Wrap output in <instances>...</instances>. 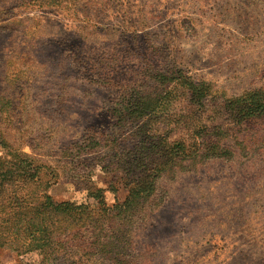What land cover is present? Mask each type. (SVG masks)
I'll use <instances>...</instances> for the list:
<instances>
[{
    "label": "rangeland",
    "instance_id": "1",
    "mask_svg": "<svg viewBox=\"0 0 264 264\" xmlns=\"http://www.w3.org/2000/svg\"><path fill=\"white\" fill-rule=\"evenodd\" d=\"M256 91L264 0H0V163L93 209L150 184L90 264H264V118L229 110Z\"/></svg>",
    "mask_w": 264,
    "mask_h": 264
},
{
    "label": "trees",
    "instance_id": "2",
    "mask_svg": "<svg viewBox=\"0 0 264 264\" xmlns=\"http://www.w3.org/2000/svg\"><path fill=\"white\" fill-rule=\"evenodd\" d=\"M229 110L237 122L264 118V92L243 97ZM11 111L4 110L0 119L10 120ZM151 114L152 110H147L141 116ZM5 140L0 130L2 149L8 146ZM73 147L68 150V158L75 156L72 152L78 147ZM84 149L96 153L89 146ZM18 154L16 162L5 158L0 163V247L21 255L38 253L37 264H90L100 255L94 248L100 243L102 251L104 242L111 239L116 219L128 218L132 204L150 186L144 183L135 187L124 204L108 205L103 191L89 193L90 199L97 202L94 209L72 202L57 203L47 193L50 182L41 176L47 166L23 152ZM106 259L103 255L102 261Z\"/></svg>",
    "mask_w": 264,
    "mask_h": 264
}]
</instances>
